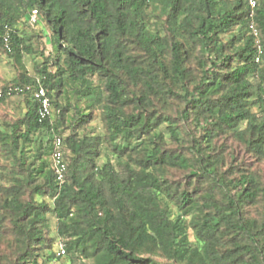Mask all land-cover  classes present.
Segmentation results:
<instances>
[{"label":"trees","instance_id":"16d2710c","mask_svg":"<svg viewBox=\"0 0 264 264\" xmlns=\"http://www.w3.org/2000/svg\"><path fill=\"white\" fill-rule=\"evenodd\" d=\"M33 10L50 51L39 53L35 75L0 87L40 84L50 114L39 119L26 90L23 114L0 127L12 164L0 182V237L9 229L18 252L0 264H39L34 249L52 242L50 217L53 258L264 264V181L246 168L229 177L217 145L232 138L264 159V0L252 17L260 52L246 0H0V48L16 61L46 34L18 27L37 22ZM95 79L102 131L82 102Z\"/></svg>","mask_w":264,"mask_h":264},{"label":"rangeland","instance_id":"374dc122","mask_svg":"<svg viewBox=\"0 0 264 264\" xmlns=\"http://www.w3.org/2000/svg\"><path fill=\"white\" fill-rule=\"evenodd\" d=\"M36 18V23L29 26H23L19 24V28H23L29 34H41L44 29L46 34L39 38H34V47L37 49L34 54H21L19 60H15L13 57L7 55L0 48V84L5 82H10L18 74L24 73L27 75H35V67L40 64L43 60V56H40V52L44 53V56L50 51L49 44V30L45 28L44 22ZM96 91L91 97H84L82 102L84 104H89L94 108L96 117L91 121L92 125L95 126L97 131H102L101 121L98 116L97 106L102 101L103 93L100 90V82L98 79L94 80ZM53 109V108H52ZM25 110V99L22 95H13L7 97L5 101L0 103V127L2 129H8L7 123L20 117ZM52 115L51 117H53ZM218 147L221 146L225 155V163L222 170H227V174L231 177L235 172L240 171V168H246L256 172L260 179L264 181V159L255 157L249 151H247L242 145L234 141L232 138H219L217 140ZM1 150V149H0ZM12 164L8 157L4 156L0 151V182L8 183L9 172L11 170ZM174 177L180 178L181 174L175 172ZM49 229L45 234L46 238L52 237L51 241H46L45 246L41 247L39 244L35 245L34 253H37L36 260L39 264H91L87 259L82 258H69L66 253L58 257H49L50 252H55L57 250L56 243L57 237L55 233V220L50 217L48 219ZM8 230V231H7ZM0 237V262H12L17 257L16 242L13 239L9 229ZM52 243V246H47Z\"/></svg>","mask_w":264,"mask_h":264},{"label":"built area","instance_id":"2783aa9c","mask_svg":"<svg viewBox=\"0 0 264 264\" xmlns=\"http://www.w3.org/2000/svg\"><path fill=\"white\" fill-rule=\"evenodd\" d=\"M247 5L250 9L249 12V17L251 18L249 21V28L250 31L252 33V35L254 36L255 40H256V45L258 47L259 52L261 51V46L259 44V32L258 29L256 28V25L252 19L253 17V10L258 6L259 0H246ZM36 14V10L32 11V15H31V19L34 20ZM8 34L7 32L3 35L2 37V41H3V47L7 50H9V46H8ZM28 91V90H32L33 93V97L34 99L37 100V113H38V117L39 119H43L45 118L47 115L50 114V101H49V97L46 93V89L41 86L40 84H38L37 86H34L32 89L31 85H25V86H20V85H8L7 87H0V97L4 96V95H12V94H16V95H20L21 93H23L24 91ZM52 160H53V165L55 168V173H56V179L58 181H61L63 179L64 176V171L66 169V164L62 155V151H61V139L60 138H56L55 140V149L52 153ZM60 253L64 252V248L62 246V244L60 245Z\"/></svg>","mask_w":264,"mask_h":264}]
</instances>
